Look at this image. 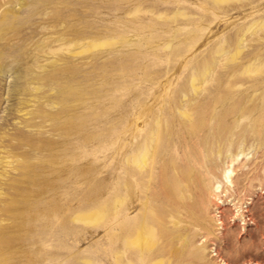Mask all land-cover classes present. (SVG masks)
Here are the masks:
<instances>
[{"label":"rangeland","instance_id":"rangeland-1","mask_svg":"<svg viewBox=\"0 0 264 264\" xmlns=\"http://www.w3.org/2000/svg\"><path fill=\"white\" fill-rule=\"evenodd\" d=\"M246 100L264 101V0H0V235L10 240L0 264H264V125L250 127L253 112H224ZM186 108L224 112L231 152L242 151L210 167L220 188L199 230L172 186L173 165L186 164ZM53 112L72 127H56ZM154 127L159 148L141 192L126 156ZM29 156L34 177L20 160ZM116 195L125 201L113 211ZM99 208L97 221L76 218ZM141 221L156 236L144 260L122 251Z\"/></svg>","mask_w":264,"mask_h":264},{"label":"bare ground","instance_id":"bare-ground-1","mask_svg":"<svg viewBox=\"0 0 264 264\" xmlns=\"http://www.w3.org/2000/svg\"><path fill=\"white\" fill-rule=\"evenodd\" d=\"M45 1H47V0H45ZM48 50H49L48 51L49 53H56L58 50H60V47L59 48H52V49L49 48ZM55 78H56V71H52V72L46 74L45 76H43L44 80H49V81H52ZM69 90H70L69 88L67 89L65 87V88L59 89V92H60V94L63 95L64 93H66ZM222 100L217 99L216 103H219ZM64 103L66 104V101ZM263 103H264V101H263ZM263 103L262 102H256L253 100H246V101H243L240 103L235 102L233 105V106H235L234 108H229L227 111H224V112L233 113L235 119H239L241 117H244L245 114L249 115L250 113L253 112L257 115L256 116L251 115L250 120H249V125H250V127H257V126L264 125V105H263ZM224 112H216L213 110L209 117H207L201 113L196 114L195 115L196 117H195V116H193L190 109L186 108L180 114L181 115L180 117H181V119L184 120V123H188V127H189L188 134H189L190 138H189L188 143L185 144L186 150H185L184 159H185L186 164L180 165V164L176 163L173 165V169L175 172L174 179L172 182L173 194L176 198H178L179 204H181V206H180L181 211L186 213L190 219L192 218L193 222H195V224L198 227H200V228H198V230L199 229H206V218H205V215H206L205 210L206 209L204 207L206 205L205 204L206 198H208V195H210V194L213 195L212 192L217 191L220 188L219 184L214 185V183L213 184L211 183L210 167L216 166L215 162L220 161L223 156L226 157V159L229 161V163L230 162L232 163V162L236 161L237 157L242 152V151H239V152L234 151L233 153L231 152L232 147H230V146L234 143V140H232V136L234 135V133H230L232 131V128H230V126H224L222 123V117L224 115ZM53 113L49 114V118L52 120V123L54 125H56V127L63 129L64 131L67 130L68 128L72 127V122H70L66 118L65 119L60 118L58 112H55L54 114ZM158 130L159 129L157 127H154L153 129H151L150 131L145 133L139 142L130 146V149H129L128 154L126 156L129 171L135 170L140 177L138 182H139V188H140L141 192L143 191V189L144 190L147 189V185L146 184L144 185L143 179L147 178V180H148L149 176L151 175L152 169H153V158L155 157V155L158 151V148H159L158 147V140H159ZM22 139H23V141L26 142V144L29 147H31V149L32 148L33 149L34 148L35 149H41V148L47 147V141L44 139H38V138L32 137L31 135H22ZM238 139L239 138H237V137L235 138V140H238ZM181 144H182V142H180V145ZM195 145H197V146L199 145L200 148H198V149H202L203 153H201V155H200L202 157L198 158L196 156L197 151L195 152V150H196L194 148ZM180 148H179V151H180ZM197 153H200V152L198 151ZM41 154H44V153L41 152ZM29 158H30V156L29 157H23L20 160L23 163V165H24L23 167L26 169L27 174L29 176L34 177V173H36L35 172L36 170L34 168V165H32V164H35V163L31 164ZM225 163H226V161H225ZM231 169H232V167H231ZM229 171H230L229 169L226 170V173H224V176H222V177H225L228 179L229 173H230ZM30 178L32 180V177H30ZM161 184H162V180H161ZM128 185H129L128 186V189H129L128 194L131 195V194H133V191L131 188L132 185L130 183ZM160 187H158V188H160ZM38 190H40V189H38ZM228 190H230V189H228ZM216 193L221 194L220 192H216ZM30 194H31V192H30ZM230 194H232V192ZM212 195H211V198H212ZM139 199H140V197H139ZM124 201H125V198H121L117 195L114 196V198L112 199V210L113 211L118 210V208L122 206ZM14 203L15 202L13 199H11L9 201V204L11 206H13ZM212 203H214V202H212ZM9 212H10V210H9ZM105 212H106L105 209L99 208V209H96L95 211H92L89 213L79 214L76 216V218L83 220V221H87V222H91V221L94 222V221H97V220L103 218L105 216ZM209 213H210V211H209ZM9 216L12 217L13 215L12 216L9 215ZM181 217H182V215H181ZM171 218H172V216H170V219H168L169 222H170ZM185 219H186V217H185ZM9 222H10V218H9ZM21 222L23 223V221H21ZM12 223H14V222H12ZM179 223H180V221L176 220V219L171 222V224H173L174 226H178ZM19 224H20V222H19ZM189 224L190 223H188V225ZM19 226H21V225H19ZM12 227L14 229V226H12ZM9 228H11V227L9 226ZM183 233H184V231H183ZM185 233H187V232H185ZM127 234L128 235L126 237H124V240H123L124 247L123 246L122 247L124 249L122 248L123 249L122 251H124L127 248L133 247V248H136L139 250V258L141 260H144L147 257H149L148 252H146L144 250L148 249V247H150V246L154 248V246H152V244L154 245V243H155L154 240H155L156 236H155V231H154L153 226L149 225L148 223H145L144 221H141L140 223H138L133 228L132 231H130V233L128 232ZM204 234L205 233H203V235ZM3 235H0V249L7 247L9 242H10V240L8 241V239H7L8 237L6 238ZM18 236L19 235H17V237ZM178 236L176 238H180V239H182V241L184 240L183 236H181V234L179 235V233H178ZM158 238H160V237H158ZM169 240L171 241L170 238H169ZM177 242H180V240L178 239ZM184 244H185V242H184ZM172 246H173V244H172ZM177 246H176V248H177ZM170 247L168 246L167 248H170ZM179 249H181V248H179ZM168 251H169V253L172 252L170 250H168ZM175 254L177 255L176 251H175ZM136 255H137V253H136ZM150 264H159V261L154 260Z\"/></svg>","mask_w":264,"mask_h":264}]
</instances>
